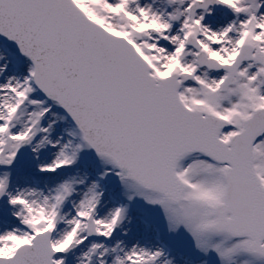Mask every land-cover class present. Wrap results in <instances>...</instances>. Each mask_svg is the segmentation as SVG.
<instances>
[{
    "label": "snow or ice",
    "instance_id": "snow-or-ice-1",
    "mask_svg": "<svg viewBox=\"0 0 264 264\" xmlns=\"http://www.w3.org/2000/svg\"><path fill=\"white\" fill-rule=\"evenodd\" d=\"M0 264H264V0H0Z\"/></svg>",
    "mask_w": 264,
    "mask_h": 264
}]
</instances>
